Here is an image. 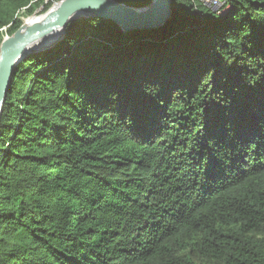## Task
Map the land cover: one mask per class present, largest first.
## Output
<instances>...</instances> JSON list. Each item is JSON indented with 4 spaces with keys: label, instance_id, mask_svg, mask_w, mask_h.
<instances>
[{
    "label": "trees",
    "instance_id": "16d2710c",
    "mask_svg": "<svg viewBox=\"0 0 264 264\" xmlns=\"http://www.w3.org/2000/svg\"><path fill=\"white\" fill-rule=\"evenodd\" d=\"M210 1L147 32L74 20L16 66L0 264H264V0ZM40 4L0 0V30Z\"/></svg>",
    "mask_w": 264,
    "mask_h": 264
},
{
    "label": "water",
    "instance_id": "95a60500",
    "mask_svg": "<svg viewBox=\"0 0 264 264\" xmlns=\"http://www.w3.org/2000/svg\"><path fill=\"white\" fill-rule=\"evenodd\" d=\"M171 2L151 0L146 6L133 7L116 0H60L42 13L40 22L28 26L22 23L0 43V119L16 66L27 54L48 50L59 43L68 23L82 18H98L112 22L123 34L154 31L171 17ZM44 39L50 41L35 46Z\"/></svg>",
    "mask_w": 264,
    "mask_h": 264
},
{
    "label": "built area",
    "instance_id": "2783aa9c",
    "mask_svg": "<svg viewBox=\"0 0 264 264\" xmlns=\"http://www.w3.org/2000/svg\"><path fill=\"white\" fill-rule=\"evenodd\" d=\"M58 1H60V0H41V4H40V6H39L37 9H35V11H34L30 16H38V15H36V14H39V13L43 12V8H44L45 5L51 3V6H52L54 3L58 2ZM210 2L212 3L213 6H216V5H217V2L214 1V0H211ZM30 5H31V4H30ZM30 5H29V6H30ZM29 6H27V7L23 8V9H21L18 13L25 14V11L29 8ZM33 14H34V15H33ZM17 15H18V14H17ZM40 15H41V14H40ZM30 16H28V17H30ZM26 18H27V17H26ZM16 19H18L17 16H16ZM24 19H25V18H24ZM24 19H22V20L24 21ZM20 21H21V20H20ZM22 23H23V22H22ZM7 29H8V26H7V27H4L3 29L0 30V34H1L2 39L8 37ZM3 35H5V36H3Z\"/></svg>",
    "mask_w": 264,
    "mask_h": 264
},
{
    "label": "bare ground",
    "instance_id": "6f19581e",
    "mask_svg": "<svg viewBox=\"0 0 264 264\" xmlns=\"http://www.w3.org/2000/svg\"><path fill=\"white\" fill-rule=\"evenodd\" d=\"M76 17H78V16H76ZM42 18H43V17H42L41 15H40V16H31V17L27 18V19L24 21V25L28 26V25H31V24H34V23L40 22V21L42 20ZM55 36H56V33L53 35V37H55ZM43 41H44L45 43H44ZM49 41H50V39H48L47 41L44 39V40L38 42V45H36V46H41V45L47 44ZM41 43H42V44H41Z\"/></svg>",
    "mask_w": 264,
    "mask_h": 264
},
{
    "label": "rangeland",
    "instance_id": "374dc122",
    "mask_svg": "<svg viewBox=\"0 0 264 264\" xmlns=\"http://www.w3.org/2000/svg\"><path fill=\"white\" fill-rule=\"evenodd\" d=\"M51 7V6H50ZM49 7V8H50ZM42 13H44V12H41V13H39V14H36V15H38V16H40V14H42ZM34 15V14H33ZM28 16H30V15H26V13L25 14H22V13H18V15H17V17H18V20H21V22H23V20L22 19H24V18H26V17H28ZM1 36V35H0ZM3 36H5V35H3ZM8 37H9V35H8ZM45 43V42H44ZM42 44V43H41ZM36 45H38V43L36 44ZM35 45V46H36Z\"/></svg>",
    "mask_w": 264,
    "mask_h": 264
}]
</instances>
